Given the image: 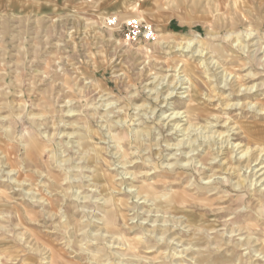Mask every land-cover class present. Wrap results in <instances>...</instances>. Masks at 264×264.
<instances>
[{
    "label": "rangeland",
    "instance_id": "obj_1",
    "mask_svg": "<svg viewBox=\"0 0 264 264\" xmlns=\"http://www.w3.org/2000/svg\"><path fill=\"white\" fill-rule=\"evenodd\" d=\"M263 165L264 0H0V264H264Z\"/></svg>",
    "mask_w": 264,
    "mask_h": 264
},
{
    "label": "bare ground",
    "instance_id": "obj_2",
    "mask_svg": "<svg viewBox=\"0 0 264 264\" xmlns=\"http://www.w3.org/2000/svg\"><path fill=\"white\" fill-rule=\"evenodd\" d=\"M118 25V24H117ZM248 34H247V37H248V35L250 36V35H252L253 34V32L251 31V32H247ZM234 34L232 33L231 34V36H233ZM156 38H157V36H156ZM239 39H240V37H239ZM239 39H235V41H234V44L239 48V49H241L242 50V54H244V53H246V52H248V45L247 44H242L241 43V41H239ZM243 40V39H242ZM255 43V42H254ZM253 44V43H252ZM260 45V44H259ZM249 46H250V44H249ZM261 46V45H260ZM188 47V46H187ZM183 50V49H182ZM262 50H261V48L260 47H258V48H254L253 49V52H254V54L256 55V53L258 54L259 52H261ZM203 54V53H202ZM210 56V55H209ZM211 57V56H210ZM211 62L214 64V65H219V62L217 61V60H214V59H212L211 60ZM218 68H219V66H218ZM220 72V71H219ZM221 72H223V77H224V81L225 82H233L234 84L233 85H238L240 82H239V78L238 77H236L235 75H233L231 72H227V71H225L223 68H222V70H221ZM180 74H181V72L179 73V74H177V76H179L178 77V80L179 81H182V82H189L190 83V85L189 86H185V87H187V88H190V92H191V86L193 85V82H192V80H190L189 78L188 79H186V78H183L182 76H180ZM235 74V73H234ZM183 79H182V78ZM177 80V79H176ZM231 84V83H230ZM227 85V84H226ZM148 87V86H147ZM250 87V86H249ZM177 89V88H176ZM175 89V90H176ZM250 89V88H249ZM153 90V89H152ZM246 90H248V87H246V86H244L243 84H240L239 85V92H243V91H246ZM174 92L173 91H169L168 92V94L165 96V97H163L164 99H167V98H171V95L173 94ZM152 94V93H151ZM154 94L155 95H159L160 93L158 92V93H156V92H154ZM159 98V97H158ZM109 106V105H108ZM70 112V111H69ZM183 112H185V111H183ZM183 112H181V111H175V112H173L172 114H166L165 116H163L162 117V121L163 120H165L166 122L168 121V122H174L175 121V129H182V126H183V124L184 123H182V121L184 122V121H187L188 119H187V117H188V115L187 114H183ZM188 122V121H187ZM177 131V130H176ZM108 135V134H107ZM240 144H237L236 143V145H234V147H235V149L237 150V148H238V150H239V148H240ZM174 148V147H173ZM246 153H248V150L245 152V154H242V156L241 157H243V156H245L246 157ZM258 161H259V159H255V163L254 164H258ZM261 164V163H260ZM122 166V165H121ZM124 166V165H123ZM255 172H256V177L257 178H260V179H258V181H256L257 183H261L263 180H264V177H263V175H264V165L263 166H261V167H258V168H256L255 169ZM123 179V178H122ZM213 179V178H212ZM207 182H210V178L208 179V181ZM254 184V183H253ZM18 185H22V184H18ZM23 185H24V183H23ZM134 188H136V187H134ZM134 188H132V192L134 193L133 195H136L137 197H141V198H143V199H145L146 200V198L144 197V196H141L139 193H137V192H135L136 190L134 189ZM131 189V188H130ZM261 190V189H260ZM263 190V189H262ZM262 193V192H261ZM145 200H144V202H145ZM230 234H231V232H230ZM233 234V233H232ZM252 237V236H251ZM246 238V237H245ZM111 240V239H110ZM243 240V239H242ZM112 241H113V239H112ZM248 241H249V239H248ZM120 242V241H119ZM118 244V243H117ZM121 245V244H120ZM118 248V247H117ZM124 248V247H123ZM126 249V248H125ZM184 249V248H183ZM180 251V250H179ZM183 252V251H182ZM181 252V253H182ZM185 253V252H184ZM119 254V253H118ZM183 254V253H182ZM186 254V253H185ZM121 255V254H120ZM179 256V255H178ZM260 257V256H259ZM119 258H120V260H121V264H127L128 263V261H125L126 260V258H122V255L121 256H119ZM135 258V257H134ZM264 258V257H263ZM262 259V258H261ZM264 261V260H263ZM120 262V261H119ZM264 263V262H263ZM119 264V263H118Z\"/></svg>",
    "mask_w": 264,
    "mask_h": 264
},
{
    "label": "built area",
    "instance_id": "obj_3",
    "mask_svg": "<svg viewBox=\"0 0 264 264\" xmlns=\"http://www.w3.org/2000/svg\"><path fill=\"white\" fill-rule=\"evenodd\" d=\"M107 22L112 27L119 25L118 27L123 31L127 41H151L156 39L157 36L154 26L150 22L138 17H131L125 23L121 24L117 16H110Z\"/></svg>",
    "mask_w": 264,
    "mask_h": 264
}]
</instances>
